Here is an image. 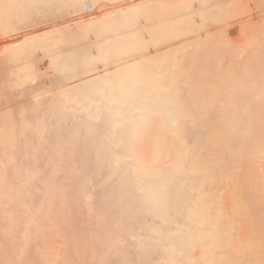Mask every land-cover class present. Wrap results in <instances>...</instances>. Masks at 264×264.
Wrapping results in <instances>:
<instances>
[{
    "label": "bare ground",
    "instance_id": "1",
    "mask_svg": "<svg viewBox=\"0 0 264 264\" xmlns=\"http://www.w3.org/2000/svg\"><path fill=\"white\" fill-rule=\"evenodd\" d=\"M3 154L0 204L27 206L14 178L25 154L45 160L26 177L41 210L57 175L84 177L76 217L99 223L97 240L110 229L93 199L106 195L116 238L93 243V264L106 249L124 264H264V0H0Z\"/></svg>",
    "mask_w": 264,
    "mask_h": 264
},
{
    "label": "rangeland",
    "instance_id": "2",
    "mask_svg": "<svg viewBox=\"0 0 264 264\" xmlns=\"http://www.w3.org/2000/svg\"><path fill=\"white\" fill-rule=\"evenodd\" d=\"M250 4H249V6L247 5V7H249L250 9L246 7L247 9H249L247 12L249 15L248 16L249 19L246 15L247 18L246 17H243V18L246 19L247 21L243 20V18H242V22L244 21L245 23L247 22L246 25L250 24L251 26H254L253 25L254 23L258 24L257 23L258 19L256 17L258 16L260 18L261 17L260 14L262 15V11L255 12L257 14V16L255 17V14L253 11L256 9L257 10H260V9L256 8V5L254 6L253 3L251 5ZM252 9H253V11H252ZM251 13L256 19H254V17H253V20H252ZM250 15H251V17H250ZM250 19H251V21H249ZM260 20L261 19H259V21ZM248 22H249V24H248ZM243 26H244V28H243L244 31L243 30H241L242 32L236 31V33L234 35L237 43L241 44V45L246 42L245 39L247 40V38H248V30H249V26H247L248 29H246L247 32H245L246 26L245 25H243ZM240 34L242 35V37ZM244 34H247V36ZM244 37H246V38H244ZM42 71L49 74L51 77H55L57 75L56 71L52 70V68L49 66V64L47 63V60H45L43 62ZM11 107H15V106L10 105V107L6 106L5 108L7 109V108H11ZM31 156H32V154L23 155L22 156L23 162L21 161V164L17 167L20 169V171L17 170L16 174L14 172L12 173L13 175L15 174L14 178H16L17 181L22 182L18 189L21 191L22 196L25 198L27 206L21 207L20 209H18L16 207L15 203L13 201L9 200L7 198V196H5V193L3 194V196H4L3 201L0 204V205H2V207L0 209V264H45L43 261V256H44V253L47 251V248H46L47 245H50V247L52 248L54 253L59 254V259H58L59 263L55 262V264H93L94 263L92 260V252L94 249L93 243L96 244L95 245L96 247L99 246V248H102V245H104V244H106L108 246L110 245V247H111L112 241H113V238L111 236H114L115 235L114 233L117 232L116 222L118 221L117 220L118 218L116 217L117 219H115V217L113 216L114 221H112L113 218H110L109 220L111 222H108V217L110 216V213H109L110 211L106 209V208H109V205H108L109 203L106 200V195L101 194L102 196H100L99 194H97V195H99V197L98 196L96 197V194H94L95 198L93 197L94 198L93 200L96 199L94 203L97 204V206H95V208L100 207V209H98V212H100V214L98 216L99 218H97V219H99V221L101 219V224L102 223H103V225L105 224L104 226L106 228L110 229V232H108L104 235H101V237H100L101 240L100 239L97 240L96 238H97L99 233H96L95 231H97V229H99V223L95 226V224H96L95 223L96 221H95L93 224H91V225L88 224V226L86 227V224L81 225L79 223L77 217H76L79 214L86 213V212L83 213V211L86 210L83 206H85L86 204L84 203V205H83V203H82V205H83L82 207H80L78 205L81 203L80 201H83V200H80L79 201L80 203H79L76 199L79 196V192L81 190H83L84 192L85 191L90 192V190H91V187L88 185L87 181L84 180V177L79 178L77 174H74L75 180H74V178L72 180V178L70 179V177H72V176H69L71 174H61L59 176L57 175L56 179L58 180V182L60 181L59 183H62V187L59 188L61 193L55 197L56 199H54V202L56 205L53 204L54 205L52 207L53 211L50 210L51 212L41 210L40 208H38L37 202H36L34 196H32L26 192L29 190V187L27 184H29L28 182L31 181V180L27 181L26 177H28V179H31V177H35V175L38 174L37 170L39 169V166H38L39 160L34 161ZM41 156H42V158H45L43 154L39 155V157H41ZM0 163L4 167H9V168L11 167V164H12L11 160H9L8 156L5 154L1 155ZM39 163L44 164L45 160L42 162H39ZM24 182H26V183H24ZM68 182L70 184H68ZM24 184H26V185H24ZM66 184L68 186H66ZM67 188H68V190H67ZM83 188H85V189H83ZM65 190L68 191V193H73L72 198H68V199L66 198V200H68L67 204L65 202L66 205L63 204V201H62V198L65 201V199H64L65 196L64 195H63L64 197L62 196V194L67 193V192H65ZM262 193H264V191H262ZM226 194H227V198H226L227 210L231 214L236 208V196H235V194L234 195L230 194V190H228L226 192ZM104 202L107 203V205ZM60 203H62V204H60ZM73 204L76 207L79 206L80 210H78L79 208L78 209L74 208L75 206ZM99 204L102 206H99ZM103 206H104V208H102ZM105 209L107 211H105ZM28 212H31V214H33V216L36 218L37 222L34 225V227H31L29 225V222L26 221V214ZM89 212H91V211H89ZM105 212L109 213V214H106ZM51 213H53V214H51ZM51 216H52V221H50V219H49ZM137 220L138 219H135L132 222L134 225V226H132L133 233H135L137 231L138 222L141 221V220H138V221ZM93 221H94V218L91 222H93ZM240 221H241V219H240ZM112 222H113L114 227L111 225ZM95 233H96V235H94ZM29 234H31L32 236ZM28 236L29 237L31 236L30 237L31 239L33 238V241L32 242L30 241V243H29V241H27ZM93 237H95V238H93ZM115 238H116V235H115ZM46 239H49L50 244H47L48 241H46ZM44 240L46 242H44ZM26 241H27V243H26ZM95 241L98 243H96ZM100 243H104V244H100ZM26 244H30V245L27 246ZM109 248H108V250H110ZM95 250L96 249H94V251ZM105 252H106V255L108 253V256H107V258L105 257L104 260H106L108 258L111 260L108 259L109 262L103 261L102 264H106L107 262H108V264H111V263L112 264H118V263L124 264V262H123L125 260L124 257L119 256V257L114 258V256H113V259H114L113 260L111 258L112 255L109 257V255L111 253L109 251L107 252V249ZM122 256H124V255H122ZM135 256H136V252L133 250L132 257H134V259H135ZM100 261H99V263H100Z\"/></svg>",
    "mask_w": 264,
    "mask_h": 264
}]
</instances>
